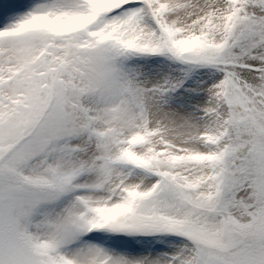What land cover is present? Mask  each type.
Returning <instances> with one entry per match:
<instances>
[{
    "label": "snow or ice",
    "instance_id": "1",
    "mask_svg": "<svg viewBox=\"0 0 264 264\" xmlns=\"http://www.w3.org/2000/svg\"><path fill=\"white\" fill-rule=\"evenodd\" d=\"M0 264H264V0H0Z\"/></svg>",
    "mask_w": 264,
    "mask_h": 264
}]
</instances>
